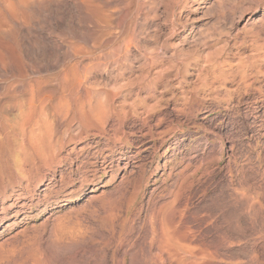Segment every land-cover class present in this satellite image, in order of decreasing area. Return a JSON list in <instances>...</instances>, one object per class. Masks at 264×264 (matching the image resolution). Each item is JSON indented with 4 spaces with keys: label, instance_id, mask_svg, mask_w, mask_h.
Here are the masks:
<instances>
[{
    "label": "rangeland",
    "instance_id": "obj_1",
    "mask_svg": "<svg viewBox=\"0 0 264 264\" xmlns=\"http://www.w3.org/2000/svg\"><path fill=\"white\" fill-rule=\"evenodd\" d=\"M109 1L76 98L0 112V264H264V0Z\"/></svg>",
    "mask_w": 264,
    "mask_h": 264
},
{
    "label": "bare ground",
    "instance_id": "obj_2",
    "mask_svg": "<svg viewBox=\"0 0 264 264\" xmlns=\"http://www.w3.org/2000/svg\"><path fill=\"white\" fill-rule=\"evenodd\" d=\"M107 1L109 0H106L103 2L101 1L102 3L100 2V0H76V3H72V2H69L68 0H0V34L5 36V38L0 41V112H6L7 110L9 111L11 102H13L14 99L17 100L18 96H22L24 98L26 96V98L24 99L25 101L23 100L25 104L23 103V105L21 106L24 108H27V110L28 109L30 110L27 114L32 113V110L34 111V109L32 108L36 106L38 107V105H36L37 102H39L40 104L44 102L43 101V97H44L43 90L45 89H43L44 83L42 84V82H43V77H45L46 75H49L48 77H50V75L54 76L53 81H54L56 88L60 87L62 83L60 84L59 79L60 78L62 79L63 84H64L63 91L65 92L64 96L68 94L67 96L69 99L71 95L73 94L75 95L76 92L81 91L83 82L85 81V79H88V77H86V74L90 73L88 72V70L93 65L91 63H93L92 61H94L97 58L96 57L94 59L93 53L96 49L99 50L98 46L102 45V42H105L102 40H108L109 42L114 41L112 43L114 44L115 41L119 39V36L115 31L116 29L115 27H117V25L114 27L115 25L114 22H113L114 24L113 27L115 29L112 28V26H110L109 28V25H108V28L101 27L102 9H100V3L103 4L104 7H107L111 5L110 1H109L110 4ZM112 1H115V0H111V2ZM126 3L125 5H123L124 7H126ZM43 6L47 8H44ZM79 6H82L81 9H83L84 7L87 9V13L90 15L89 22H86V20L85 21L83 20L84 18L83 19L81 18V14L79 12L80 9L79 10L77 9L79 8ZM44 9H46V13L49 11L48 12L49 14L46 18L47 21L48 19L49 21L47 22L45 20L46 24L44 27L41 28V26H39L38 21L36 20V17L41 15L40 12ZM83 12L85 13V11ZM71 14L73 16L72 17L73 19L71 20V22H69L68 20L69 15ZM44 16H45V13H44ZM123 16H125L123 18L124 20L126 18V14ZM27 18H29V20ZM127 19H125L126 22H127ZM119 21L121 20L119 19ZM122 22L124 21H121V24ZM121 24H119L120 27H121ZM110 25L112 24L110 23ZM102 26H105V25H102ZM13 27L16 29H19L21 33L23 34L21 37V41H20L21 45L19 44V41L16 37L17 33L15 32L16 33L15 34L13 31ZM122 28L125 29V27L123 26ZM56 29H62L61 33L64 38L60 39L54 36ZM20 35L21 34H19V36ZM98 64L99 66H101L100 63ZM11 78H12V81H15L16 83L14 82L13 84L12 83L9 84V82L7 81ZM50 78L52 79L53 77H50ZM53 81H52V84H53ZM86 81H85V84H87ZM56 90L59 91L61 89H54V90L49 89V91L47 90L48 92L46 93L47 95H52V93H54ZM86 90L87 89L85 87L83 91H86ZM54 98L59 99L56 97ZM59 100H62V99H59ZM80 100L82 101V99ZM40 106L42 107V105ZM43 108L41 109L44 110ZM45 109L47 110V108ZM41 111H40V114H38L39 112L38 111L37 115H41ZM44 113H47V112H44ZM31 115H33V113L30 114L29 117ZM33 116L35 117L36 115H33ZM158 248L160 249V253L161 252L164 253L166 249H167V254H170V252H173L172 249H171L172 251L168 250L166 246V242L163 239L160 240ZM173 254L175 255V253ZM173 256H172V259H173ZM153 259H155V256ZM160 259H162V256L160 257ZM168 259L169 258L167 259L165 258L164 260L167 261ZM162 262L164 261L162 260ZM162 262L159 261V263L163 264Z\"/></svg>",
    "mask_w": 264,
    "mask_h": 264
}]
</instances>
